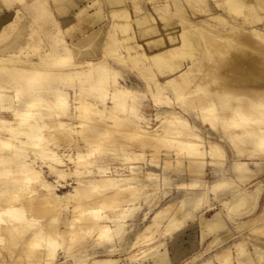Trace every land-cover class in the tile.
I'll use <instances>...</instances> for the list:
<instances>
[{
  "label": "bare ground",
  "instance_id": "bare-ground-1",
  "mask_svg": "<svg viewBox=\"0 0 264 264\" xmlns=\"http://www.w3.org/2000/svg\"><path fill=\"white\" fill-rule=\"evenodd\" d=\"M171 1L180 35L186 33L182 39L200 32L209 36L207 41L195 42L185 52L171 43L148 52L112 46L66 48V40L57 38L37 58L0 61V256L5 264H120L119 257L110 253L117 247H105L137 210L139 196L143 195L142 203L151 195L146 194L148 189L155 192L157 184L166 183L171 167L188 178L177 182L176 188L216 194L229 184L232 194L221 203L230 215L255 211L263 186L242 187L223 173L220 176L226 150L198 125L229 143L230 167L246 185L247 172L253 171V164L251 168L248 164L261 167L264 153V30L258 26L264 25V0H215L216 7L232 14L237 10L248 14L228 26H223L228 21L220 13L192 21L184 15L181 1ZM197 1L187 2L193 7ZM212 19L218 20V27L208 21ZM233 37L240 40L236 48L234 44L217 48L224 41L231 44ZM233 51L230 61L220 62ZM126 69L138 74L137 83L123 76ZM149 100L155 110L152 116L144 113ZM4 162L12 164L3 168ZM208 167L216 175L212 183L206 179ZM56 186L70 189L58 191ZM191 194L181 193L172 210L173 202H167L154 211L130 245L141 244L139 239L161 226L164 231L177 227L184 210L178 212L186 203L194 210L201 204ZM211 209V204L205 207ZM262 210L233 226L249 227L252 249L246 248L249 240L242 237L233 243V259L230 249L224 248L200 264H254L256 258L264 264V247L258 240L264 233V205ZM193 216L201 230L227 228L218 212L210 218L204 210ZM95 245L103 248L104 255L91 259L98 251L94 249L91 256L85 251ZM175 245L178 257L185 242ZM60 249L64 260L59 262ZM6 253L8 257L3 256ZM152 261H171L168 248H155Z\"/></svg>",
  "mask_w": 264,
  "mask_h": 264
},
{
  "label": "rangeland",
  "instance_id": "rangeland-1",
  "mask_svg": "<svg viewBox=\"0 0 264 264\" xmlns=\"http://www.w3.org/2000/svg\"><path fill=\"white\" fill-rule=\"evenodd\" d=\"M187 1L188 0H179L181 5L185 8L184 15L192 21H202L213 13H220L223 17L227 18L226 21H228L223 26H228L230 22H235L237 19L248 15H246L245 10H237L232 14L223 6L216 7L215 0H205L206 5L204 4L205 1L201 0L203 2L202 4L201 1L196 0L199 2L198 4L201 7L199 5L196 6L197 3L195 6L190 7ZM207 2L209 5H207ZM164 3L169 7L167 8V6H163ZM172 3L173 1L171 0H0V61L5 62L8 60H17L19 57V60L21 61H26L28 58L32 57L37 58L38 55L45 52L48 48H52L57 38H64L66 40L68 44L66 48L92 50L94 48H110L112 46L113 48H147L148 52L154 51L157 48H163L165 45L164 43L175 44L177 45L176 48H182L185 52L189 50V48H194L193 45L195 44L193 43H197L198 41L202 42V40L203 42L207 41L209 36L205 35L204 37V35H200L202 34L200 32L199 35L196 36L199 39L197 41L194 40L196 37L190 38L189 40L182 39L186 33H184L183 36L180 35V23L178 24L179 16L172 11V8L174 7ZM208 21H210L213 25L216 24L217 27L219 26V24H217V19ZM258 26L264 30L263 24H258ZM177 34L179 35L177 36ZM233 39H236V43L235 41L229 39L231 44H228L229 41H224V46H221L223 44H220L217 48H224L227 45H231L232 47L230 48H234L236 46L235 44H240L238 37H233ZM237 39L239 40V43H237ZM108 42L112 44H109ZM13 48L19 51V56H15L13 52H11V50H14ZM234 53L235 52L233 51V54L230 53L228 54L229 56H223L224 60L222 58L220 59V62L227 63L230 61V57H232ZM122 74L127 80H131L134 83L138 82L139 76L137 73L126 69L122 70ZM10 82L11 81L9 80L6 84H9ZM145 103L146 109H144V113L147 115L153 114L155 110L150 108L153 106L152 100L146 101ZM191 121L194 122V119L191 118ZM154 124L155 121H153L152 125ZM198 126L201 131L208 133L213 138L219 140L226 150V162L222 165L223 168L218 170L220 176L223 173L233 179V184H237L242 187L247 186L249 188H254L258 185L263 186L261 187L260 198L255 211L251 212V214L230 215L227 205L221 203L222 200L230 198L232 194L229 184H224V186L218 188L216 194H214L211 190L206 194L201 191H194V194H191L192 191H187L185 186L176 188L177 182L180 180L186 181L188 178L186 176L182 177L177 168L171 167L169 168L171 170L168 169L169 171H166L168 175L166 183L163 181L159 183L158 181L159 184L156 185L157 188L155 192H153L152 189H148L146 194L151 192V195L147 199H142V203L140 200L143 195L141 194L139 196L138 200H136L138 201L136 205L137 210H135L132 216L128 218L127 224L121 229L119 235L105 247L112 249L113 244L117 247L116 250L110 253H112L114 257H119L118 263L121 264L122 262L124 264H130V260H133V262L131 261L133 264H156L152 261L153 251L157 247L163 251L165 246L168 248L171 261L164 262L163 264H200L202 260L212 259L216 251H222L224 248L225 250L230 249L231 255H229V257L233 259V254L235 253L233 243L235 240H241L242 237V240H249L246 244V248L249 249L250 247V249H252V245L249 243L254 236L251 234L252 231L249 227L245 226L244 228H237L239 230H234L233 226H236L238 222L249 216L263 212L264 153L261 157V167L255 165L254 163L248 164L250 168L252 166L253 171L247 172L248 178L246 179V182L248 183L243 185L242 180L238 179L236 176V169L230 167L233 152L229 143L220 135L214 134L210 131L208 127L204 125ZM36 161H38V159ZM5 163L7 162H4L3 168L12 164L10 162L8 165H5ZM39 167L40 166H38V168ZM147 168L151 169L150 166ZM43 169H45V167L41 166V171H43ZM215 177L216 175L214 174L213 168L208 167L206 173V179L208 182L212 183ZM56 187H58V191L70 189V186ZM188 192L195 199L200 198L201 204L198 208H196V210H194L189 203H186L182 210L178 212L181 214L184 210V214L181 219H179L178 228L174 227L173 230L164 231L163 226H161L154 230V232L147 233L146 235L148 237L139 239L137 242L141 244L136 243V246L130 245L134 240V234L144 227V224L148 222L154 211L167 202H173L174 206L171 207V210L172 208L174 209L181 198L179 197L180 194H189ZM210 204L214 209L205 211V207ZM202 210H204V214L207 218H210L214 212H218L222 215V217L226 220V225L224 226H227V228H225V230L223 229L224 236L227 235L226 237H217L223 235V232L221 233V231H223L221 227H219V230H217V228L215 231L201 230L202 224L200 223L198 217L193 216V214ZM144 216H146L145 220ZM255 225L261 226L262 223L257 222ZM228 228L232 232H229V230L227 231ZM233 230L235 233H233ZM226 231L228 234L226 233L225 235ZM207 232H209V234ZM203 233H205L204 235L206 236L202 235ZM260 235L262 236H259L260 238H258V240L260 239V242L262 241L260 247L262 246L263 248L264 233H261ZM170 236L171 238H169ZM95 237L96 235H94L93 238L88 239V243H91ZM148 239L151 240L148 241ZM217 239L222 240L218 241ZM183 241L185 242V251L178 254L179 256L176 257L174 255V246H176V243L181 244ZM97 246L95 245L94 247H89V250H87V252L85 251V254L91 256L95 252L94 249H96L98 252L94 253L91 259L95 257H103V248ZM146 247H151L150 251H148V249H144ZM144 251H146L147 254L145 253L144 255ZM58 252H60V262L64 260V254L61 249ZM133 254H136L137 256L134 257V259L132 256ZM3 256L8 257V254L6 253ZM257 259L258 258H256V261L254 260V264H261V260ZM1 260L4 261L1 262ZM1 260V264L3 262V264L6 263L5 259L1 258Z\"/></svg>",
  "mask_w": 264,
  "mask_h": 264
}]
</instances>
